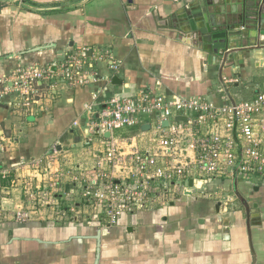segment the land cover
I'll list each match as a JSON object with an SVG mask.
<instances>
[{"label": "crops", "instance_id": "0c3cea01", "mask_svg": "<svg viewBox=\"0 0 264 264\" xmlns=\"http://www.w3.org/2000/svg\"><path fill=\"white\" fill-rule=\"evenodd\" d=\"M190 1L0 0V78L19 66H57L79 47L88 50L86 74L97 75L76 87L56 83V88H48L44 110L34 116L15 108V93L5 94L0 103V172L9 169L17 179L24 177L22 171L36 176L40 175L37 166L47 163L52 173L43 170L42 175L56 181L71 178L62 181L60 194L75 197L83 192L80 186L94 178L91 168L105 149L104 140L89 132L102 99L139 95L146 89L167 98H201L220 106L263 94L264 44L244 47V59L237 64L209 58L174 25L178 11ZM260 8L264 11V0ZM115 77L120 83L114 82ZM94 100L98 103L90 112L87 105ZM142 118V124L155 121L152 116ZM142 124L140 131L146 137L141 143L147 146L151 128L144 131ZM191 179L184 186L170 187L184 195L169 200L165 215L124 214L106 235L97 223H89L79 233L75 226H17L7 243L10 260L21 257L28 263L39 258L43 264L50 252L59 253L46 249L51 241L80 240L75 264H264L263 177L192 179V187ZM220 185L234 187L235 195L239 191L242 203L226 196L221 200L219 194L215 201L189 194Z\"/></svg>", "mask_w": 264, "mask_h": 264}, {"label": "built area", "instance_id": "2783aa9c", "mask_svg": "<svg viewBox=\"0 0 264 264\" xmlns=\"http://www.w3.org/2000/svg\"><path fill=\"white\" fill-rule=\"evenodd\" d=\"M88 55L85 47H79L57 66H19L10 76L0 78V103L5 94L15 93V108L37 115L44 110L47 89L56 88V83L76 87L97 78L86 74ZM112 67L119 68V64ZM96 103L91 101L87 110H94ZM99 104L89 132L104 140L105 149L96 156L91 168L94 179L88 178L83 194L95 201L97 209L103 208V224L109 228L122 215L141 211L153 201L151 184L170 190L191 178L209 182L260 176L264 180V93L217 106L201 98H167L144 89L139 95L112 96ZM143 115L155 118L150 121L152 135L147 146L143 140L138 142L145 133L140 131ZM178 115L187 120H177ZM106 132L110 137H103ZM0 176L6 177L7 172ZM166 184L171 186L166 188Z\"/></svg>", "mask_w": 264, "mask_h": 264}, {"label": "rangeland", "instance_id": "374dc122", "mask_svg": "<svg viewBox=\"0 0 264 264\" xmlns=\"http://www.w3.org/2000/svg\"><path fill=\"white\" fill-rule=\"evenodd\" d=\"M151 135L152 133L150 134V136ZM144 137L146 136L143 135L141 137H138V142L140 143L143 140L142 138ZM38 166L37 169L39 170V174L41 176L38 174H36L35 176V174L33 173L31 174L22 171L21 174H24V177L18 176L17 179V173H14V176L11 178L10 182L6 181V186H1L0 183V264H42L39 261V258L36 257H34L36 258L35 260H32L31 258L28 259V263H25L24 259L21 257L13 258L10 260V258H12V251L9 252L7 243L9 241V238L14 235L13 229L17 226L23 227L26 224L30 223H37L39 225H57L64 227L75 226V229L78 231L76 233H79V231L86 225H89V223H97L100 229L103 230L102 232L105 233V235L113 228H109L107 225L103 224L105 211L103 212L102 207L97 209L95 201L92 203L91 201H89V199L85 198L83 194L84 192L78 193V196L75 197L72 195V193L64 195L60 194L61 192L63 193L62 188L64 182L62 181H71V178L69 179L67 178V176L64 177L62 181H56L55 179L51 180L50 177L45 178V176L42 175L44 174L43 170H48L46 172L48 174L52 173L51 167L48 166L47 163H43ZM6 172L7 176L5 179L8 180L10 170L8 169L6 170ZM118 176L122 177V174L119 173ZM20 179L21 181L19 182ZM260 181L261 183L263 182L262 180ZM84 185L85 184L80 186L82 189L81 191H83ZM169 186L171 185L166 184V188H168ZM212 187L213 186H211V188L204 186L200 189L190 190L189 194H195L204 201H215L216 196L218 197V194L219 197H221V200H224L225 196L231 197V202H239V204L244 200L242 194H240L239 191H237L235 195L236 189H234V187L231 189H228L223 185H220L219 189L215 186L212 189ZM151 189L152 193L150 194H152L153 201H149L148 205L144 207L141 212L156 211L157 214L163 215L164 213L165 215V213H168L169 211V207H167L169 204V200H179L184 195V191H182L181 189L164 190V188H158L157 185L155 186L154 184H151ZM81 197L85 200H80ZM88 202H90L93 206L88 205ZM165 205L167 208L165 207ZM136 212L127 213L125 215H133ZM119 222L120 221H118V223ZM52 239L54 240L55 237ZM79 241L80 240H78L74 244H59L51 241L53 242V245L49 243L48 245H46V249H56L57 251H59V253L57 254H60V256L50 252V255L48 256L51 257V260H48L47 256L46 261H44L45 263L43 264H66V262H68V264H75V262L78 263V260H75L76 256L74 254L78 252L76 251L75 247H78ZM34 250L35 251H33V253H38V250Z\"/></svg>", "mask_w": 264, "mask_h": 264}, {"label": "water", "instance_id": "95a60500", "mask_svg": "<svg viewBox=\"0 0 264 264\" xmlns=\"http://www.w3.org/2000/svg\"><path fill=\"white\" fill-rule=\"evenodd\" d=\"M20 2V1H17ZM263 0H193L184 4L174 20L175 27L198 47L209 53V58L220 57L223 63L244 59V47L264 44ZM260 39L258 42L256 40ZM114 78V82L120 80ZM177 120L187 117L178 115ZM168 125V121L163 122ZM150 123L142 124L144 131ZM110 137V133L104 134ZM189 185L192 187L191 179ZM255 212V211H254ZM254 217V218H253ZM256 215H252L255 220Z\"/></svg>", "mask_w": 264, "mask_h": 264}, {"label": "trees", "instance_id": "16d2710c", "mask_svg": "<svg viewBox=\"0 0 264 264\" xmlns=\"http://www.w3.org/2000/svg\"><path fill=\"white\" fill-rule=\"evenodd\" d=\"M12 176H13V175H9V176H8V180L5 179L6 177H2V176H0L1 184H2L3 186H4V185L6 186V181H7V182H8V181L10 182Z\"/></svg>", "mask_w": 264, "mask_h": 264}]
</instances>
